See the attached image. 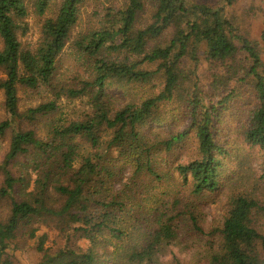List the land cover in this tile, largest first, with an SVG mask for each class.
Here are the masks:
<instances>
[{"label": "trees", "instance_id": "obj_1", "mask_svg": "<svg viewBox=\"0 0 264 264\" xmlns=\"http://www.w3.org/2000/svg\"><path fill=\"white\" fill-rule=\"evenodd\" d=\"M239 1L0 0V264L30 241L40 264H187L162 260L182 235H206L199 203L233 186L227 120L248 97L233 133L259 152L261 174L230 196L206 264H264V9L255 40L229 14ZM31 15L42 20L33 43ZM68 48L78 69L65 81ZM136 86L153 91L122 104L112 93ZM20 90L43 102L22 111ZM63 100L90 110L56 119ZM131 238L120 258L109 251Z\"/></svg>", "mask_w": 264, "mask_h": 264}, {"label": "rangeland", "instance_id": "obj_2", "mask_svg": "<svg viewBox=\"0 0 264 264\" xmlns=\"http://www.w3.org/2000/svg\"><path fill=\"white\" fill-rule=\"evenodd\" d=\"M192 2L197 3H205L209 5H213L217 3V0H189ZM218 4V3H217ZM264 9V0H240L234 8L229 10V14L232 15L233 18L236 19L237 23L242 28L243 33L247 34L251 38L259 39L261 30H262V11ZM91 9L88 8L86 11L83 12L81 17V23L79 26L80 29H84L88 23V15L90 14ZM40 19L30 16L27 19L29 24V31L25 38H23L24 42H35L40 35V26H41ZM72 51L71 49H67L63 54L60 62V70L61 74H65L64 80L66 81L69 79V73L67 71H76L78 66L74 63L72 58ZM206 68V67H205ZM1 76V75H0ZM157 86V83H156ZM150 87H142L136 86L130 90H121L117 89L112 91L115 94L118 101L122 104L130 99H139L146 97L149 93H151ZM158 91V89H156ZM20 109L22 111L30 108L35 107L39 103L43 102V99L40 96H36L34 94L27 93L26 91L20 90ZM249 98V97H248ZM238 105L235 106L239 107L237 113H233V117L228 118L227 129H228V137L231 149H233V158L230 162L229 168L232 173L231 179L234 180L233 186L229 187L228 189H224L221 191L215 199H207L204 202L199 203L200 207V215L202 218V228L204 229L206 235L200 236L198 234H194L192 236L182 235L179 245L173 246L170 248L164 259L163 262L172 263L174 258H178L187 264H206L207 259L215 250L213 245L209 244V241L215 240V236L208 235V233L214 232V230L219 229L223 225V221L225 216L227 215V204L229 202L230 196L245 188H252L255 182L258 180V176L261 174L260 165H261V156L257 150H254L244 144L240 137L238 138L233 132L234 128L238 124L241 123L242 115L247 113V110L250 106L249 99ZM4 96L3 93H0V119H4L6 117L5 112L3 111ZM249 103V104H248ZM248 104V105H246ZM61 109L54 118L58 119L61 117H67L70 119L77 118V116L83 115L86 111L90 110V107L84 104L82 101H75V102H68L63 100L60 103ZM170 113H174L175 116L178 118V122L171 123L172 127L176 128L177 126H183L185 121V115L181 109H179L176 105H172L168 108ZM37 129L39 132L42 133L44 129V123L40 122L37 124ZM167 128H161L163 130ZM159 129V128H158ZM9 144H10V133H8L3 139L0 138V163L4 161L8 151H9ZM190 151V146H187L185 149H181L180 152L174 153L168 157H166L169 161L177 160L179 157L187 156L188 152ZM3 178L0 176V187L2 185ZM212 201H214L212 203ZM10 208V201L3 200L0 202V219L5 220L8 217ZM132 222L140 227L146 228L147 225L143 224V220L137 222L136 220H132ZM51 235L49 246L56 250L59 246H62L63 241L55 239L54 232H50ZM196 237V239H195ZM133 239L127 240V242L123 243H116L113 242L111 249L109 251L114 252L116 251V257L120 258L123 252L126 250H130L132 245ZM35 243L33 241L23 243L20 246V249L16 251L10 252V260L13 264H40L42 261V254L38 253L35 249ZM126 252V251H125ZM103 254H106V252ZM125 254V253H124ZM108 255H106L105 262L103 264H111L108 261ZM156 262V261H155Z\"/></svg>", "mask_w": 264, "mask_h": 264}]
</instances>
